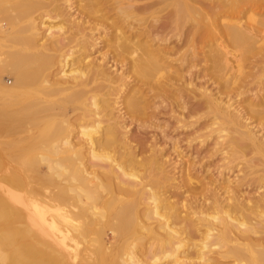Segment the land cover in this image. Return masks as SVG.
<instances>
[{
	"label": "bare ground",
	"instance_id": "bare-ground-1",
	"mask_svg": "<svg viewBox=\"0 0 264 264\" xmlns=\"http://www.w3.org/2000/svg\"><path fill=\"white\" fill-rule=\"evenodd\" d=\"M3 46L0 264H264V0H0ZM154 128L235 184L186 164L176 198Z\"/></svg>",
	"mask_w": 264,
	"mask_h": 264
},
{
	"label": "rangeland",
	"instance_id": "rangeland-1",
	"mask_svg": "<svg viewBox=\"0 0 264 264\" xmlns=\"http://www.w3.org/2000/svg\"><path fill=\"white\" fill-rule=\"evenodd\" d=\"M109 30L111 31V32L109 31L111 33V35L115 32L114 31L115 28L113 29L112 27H110ZM174 40H172V44H174V42H175ZM207 48L208 47H205V49H207ZM6 49H7V46L0 47V51H1L0 52V57H3L5 55V50ZM106 49H107V46L103 48V51L106 50ZM93 55H100V53L95 52ZM244 63L247 64L248 63V60L246 62L244 61ZM247 69L248 68H245V70H247ZM6 73H3L2 76L4 77V80H5L6 83L11 84L14 81V77L11 75V73H9V74L8 73L6 74ZM202 81H204V84L206 85V87H208V90L211 89L212 92H215L216 91V84H214V83L212 84L211 83L212 82L211 80H207L206 81L205 79H202ZM255 86L256 87L257 86L259 87L258 84H256ZM28 99H29L28 96H20V98H16L15 100L13 98V100H11V102L9 101V103H7V104H10V105H7V104L6 105L9 106V107H11L14 103L17 104V105L14 104L12 106L13 108H14V106L15 107L24 106V104H26V102H28ZM238 99L242 101L244 99V97H242V98L240 96L235 97L234 104H237V101H239ZM16 101L18 103H16ZM19 101H20V103H19ZM157 112H158V110H157ZM159 116H160V119H161L160 122H164L166 120H168L170 122L168 126H167V123H164V124H166V125H164V128L166 129V131L169 132V133H172V134H176V132L173 131V125L175 123V120L173 119V117H169L168 114H163V113H159ZM252 119L254 120V121L251 120V121H253L252 124L253 125H256L255 130H258V133L260 135H263L264 136V122H263V125H262L261 124L262 122L261 123L258 122L259 120L258 121H255L256 119H254V118H252ZM7 121L8 120H5V121L3 120L0 123L1 124L0 126L2 127V128H0V130L1 131L4 130L3 131L4 133L2 132V138H3V140L5 139L4 142H6V144H7V141L8 140H11L13 137H14V140L15 141L14 140L13 141L11 140L12 142L10 141L11 144L13 143L12 144L13 146H11L10 144H7L6 146L8 148H16V147L21 146L24 143V140H23L24 137H22L23 134H22V130L20 129L21 127L19 126V129L17 128L18 130H16L15 127H12L13 125H16L17 124V121H19V120H17V121L16 120H12V121H15V123H16V124H14L12 122V126H10V123H9L11 121L10 120H9V122H7ZM258 123H260L261 125H259ZM18 124H19V122H18ZM4 125H6V126H4ZM253 125H251V126H253ZM8 126L10 128L12 127L11 129H12V131L14 130L15 133H18L20 131L19 132L20 134L19 133L18 134H14V133H12V131L9 132L8 129H10V128H8ZM153 130L158 133V137L160 139V141H159L160 142V146L164 150L165 155L169 156L171 158V161L177 165V168L175 169V171H177V173H176L177 179L182 176L181 177V180L180 179H178V180L176 179L177 182L178 181H181L180 183L184 186V187L182 186L181 188L175 187L176 189H174V193H175L176 198L182 196L185 193V191L187 190L186 188H188L187 187L188 184L186 185V184L182 183L183 180H184V179L182 180V178L184 176H183V173L181 171H179L181 168L184 169V167L186 166V164L191 166V168H192L191 169L192 170L191 173L194 174V172H196L197 175L199 174L198 177L201 175L200 178L203 179L204 181H206V183H208L209 186H210V184H212L213 186L216 185V186H218V187L221 188L220 190L223 189L222 187H223L224 183H221V182H222V179L224 177L229 176V179L232 180L233 183H234V180L237 178V175L240 174V172L236 171L235 168L234 169H230L229 167L231 165H233V164L238 163L241 160V157L236 158L235 160H233V162H228L227 159L221 158L222 157V154H215L213 156H205L202 159L203 160L202 163L199 164L198 161L200 159L196 156V149L198 147H200V144L197 143V141L194 140V139L193 140H190L189 137H188V135L190 133L194 132V130H196V128L195 129H192V130H187L186 132H184V133H182L180 135V137H179L180 138L179 139L180 141H178L179 146L181 148V153L180 154H178V151L175 150L172 147L171 140L169 138H167V137H164L162 134H160L159 128H154ZM148 135L149 136H152L151 133H148ZM191 136H192V134H191ZM18 138H22V139H20V141L23 140L21 142H18V144H20V145L17 144V141L19 140ZM10 142L8 141V143H10ZM205 144L206 145L203 148V152L207 150L208 146H210L208 144V142H206ZM12 150L14 151V149H12ZM13 154H15V155H13ZM22 154H23V152H22ZM9 159H10V162H9ZM1 160H2V165H4V167L6 165H8V164H10L11 166H17V167H19L20 164H21V162L19 161L18 156H17V154L15 152L12 153V154H6V155H4V157L1 158ZM5 161H6V163L8 161V164H6ZM226 162H228V163H226ZM196 168H197V170H195ZM250 191L253 192V190H250Z\"/></svg>",
	"mask_w": 264,
	"mask_h": 264
}]
</instances>
